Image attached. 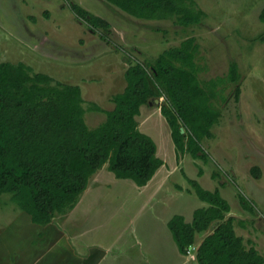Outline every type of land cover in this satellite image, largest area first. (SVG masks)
Returning <instances> with one entry per match:
<instances>
[{"label":"rangeland","instance_id":"1","mask_svg":"<svg viewBox=\"0 0 264 264\" xmlns=\"http://www.w3.org/2000/svg\"><path fill=\"white\" fill-rule=\"evenodd\" d=\"M195 3L205 17L199 25L181 27L173 20L136 19L104 0H0V60L21 61L35 72L78 85L86 109L85 121L91 129L105 120V114L88 108L92 103L106 110L114 107L111 98L124 90V73L130 64L153 62L164 50L180 45L189 36H195L199 43L196 62L202 86L206 87L209 79L224 77L231 62L236 63L240 78L216 89L212 104L219 117L210 129V137L198 136L202 150L199 157L194 158L187 151L184 155L176 153L171 129L160 112L165 97L153 82L150 86L158 96L150 99V104L140 106L138 122L140 129L147 131L159 147L158 157L169 171L171 186L180 195L183 188L192 190L187 176L207 190L219 188L231 206V213L243 224H236L237 234L264 255V22L259 19L264 0H195ZM73 4L86 10L87 17L92 14L106 20L109 30L93 31L89 21L72 10ZM236 89H239L237 98ZM165 168L161 173L167 172ZM102 171L106 177L101 179L109 186L102 187L100 183L96 187L99 190L92 194L96 199L91 202L87 199L91 194L85 195L79 210L71 212L78 219H87L89 228L93 214L99 212L98 233H106L107 224L115 220L126 225L122 219L126 209L130 204L137 208L141 203L130 192V185H135L132 181L116 178L108 168L98 173ZM180 195L167 194L172 209L178 207L187 213L205 204L194 194L188 197L186 205L188 198ZM240 196L252 206V214L241 209ZM11 197L10 193L0 196V240H6V244L0 243L4 249L0 261L5 264L8 261L5 250L12 246L10 231L24 236L33 229L28 216L16 221L20 208ZM166 209L162 208L164 216ZM111 216L116 219L110 220ZM185 216L192 218L190 213ZM45 235L51 241L58 240L57 233L50 229ZM14 243L18 245L16 248L20 247L17 241ZM25 244L24 239L22 247L28 249ZM58 251H52L51 264H61L55 257ZM10 258L13 261V256Z\"/></svg>","mask_w":264,"mask_h":264},{"label":"trees","instance_id":"2","mask_svg":"<svg viewBox=\"0 0 264 264\" xmlns=\"http://www.w3.org/2000/svg\"><path fill=\"white\" fill-rule=\"evenodd\" d=\"M104 1L136 19L173 20L181 27L199 25L205 17L195 0ZM71 8L89 21L93 31L109 30L103 18L87 17L89 13L75 4ZM259 19L264 22V9ZM198 50L196 37L189 36L153 62L130 64L124 73V90L111 98L113 109L93 103L88 108L105 114V120L92 129L85 121L78 85L35 72L21 61L0 60V196L10 193L34 223L47 225L56 214L75 205L90 178L106 164L116 178L146 185L164 164L156 154L155 141L140 131L136 120L140 106L158 96L151 82L164 94L160 110L170 126L176 153L187 151L199 157L202 150L197 138L210 137L219 117L212 104L216 89L238 81L240 74L231 62L224 77L209 79L202 86ZM238 94L236 89V98ZM186 178L206 206L194 211L191 222L182 215L169 220L180 253L187 255L190 247L197 246L198 264H264L256 246L237 234L236 224H243L230 215L231 206L220 189L207 190L197 180ZM239 202L242 210L253 213L244 197Z\"/></svg>","mask_w":264,"mask_h":264},{"label":"crops","instance_id":"3","mask_svg":"<svg viewBox=\"0 0 264 264\" xmlns=\"http://www.w3.org/2000/svg\"><path fill=\"white\" fill-rule=\"evenodd\" d=\"M112 109L113 107L108 110ZM140 115L141 112L136 116L137 122ZM166 123L170 130L167 120ZM138 127L139 129L141 128L139 122ZM140 131L148 133L145 130L142 131L140 129ZM156 151L157 156H159L158 146ZM106 168H108L107 164L100 170H106ZM163 168H165V164L158 168L153 179L144 186H138L133 180L128 179L135 184L130 185V192L132 191V193L136 194L135 196L140 198L141 203L137 208H133L130 204L126 209V214L122 218L125 220L126 225H123L121 220H115L107 224L108 230L106 233H98L100 223L96 217L99 212L93 214L90 228L86 225L87 219H78L71 213L79 210L85 195L91 194L87 197L91 202L96 199L92 194L99 190L96 187L100 183L103 185L102 187L109 186L107 181L101 179L104 176L103 171L98 173V170L93 175L94 178H90L84 190L85 192H82L72 208L56 214L47 225L34 223L31 215L20 209L19 213H17L16 221L18 222L23 215L25 216L22 218L28 216L29 224L32 225L33 229L27 230L24 236L20 234L21 232L11 233L10 231L9 234H13V237L12 246L6 248L8 251L5 250L8 252L7 264H51L53 261L52 251L55 249L59 250L55 257H58L57 261L61 262V264H193L192 261H196L195 251L197 246H193L194 248L192 247L189 254H181L168 228V222L174 215H182L186 222H191L193 213L197 208H193L187 213L182 212V209L178 207L171 208L172 201L167 200V194H180L168 181L169 171L165 168L167 172L161 173ZM91 182H93L94 186L92 190ZM182 191L181 195L186 196V198L195 194L190 188H183ZM185 201L186 205H188L189 198L185 199ZM181 205L184 207V204L181 203ZM204 206H206V203L201 207ZM162 208H167L164 210L165 216L162 215ZM188 213L191 214V220L185 216ZM230 215L233 214L230 212ZM120 216L118 219L121 218ZM59 218H63L60 223H58ZM112 219L116 218L111 216L110 220ZM142 219L143 221L140 222ZM49 229L57 233L58 240L51 241L50 237L45 235ZM2 238L6 239V237ZM24 239L27 241V245L23 246H28V249L22 247ZM7 240L11 239L8 238ZM14 241H17L20 247L16 248L18 245ZM0 243L6 244V240H0ZM2 249L3 247L0 249V253ZM11 256H13V261L10 258ZM0 263L5 264L1 261Z\"/></svg>","mask_w":264,"mask_h":264},{"label":"water","instance_id":"4","mask_svg":"<svg viewBox=\"0 0 264 264\" xmlns=\"http://www.w3.org/2000/svg\"><path fill=\"white\" fill-rule=\"evenodd\" d=\"M148 103L150 104V103H151V101H149ZM181 132H183V133L185 132V129H184V127H181Z\"/></svg>","mask_w":264,"mask_h":264},{"label":"built area","instance_id":"5","mask_svg":"<svg viewBox=\"0 0 264 264\" xmlns=\"http://www.w3.org/2000/svg\"><path fill=\"white\" fill-rule=\"evenodd\" d=\"M190 250H192V247H190Z\"/></svg>","mask_w":264,"mask_h":264}]
</instances>
